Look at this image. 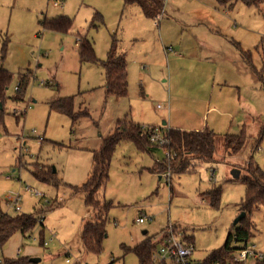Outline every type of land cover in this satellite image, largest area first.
Wrapping results in <instances>:
<instances>
[{"label": "rangeland", "instance_id": "rangeland-1", "mask_svg": "<svg viewBox=\"0 0 264 264\" xmlns=\"http://www.w3.org/2000/svg\"><path fill=\"white\" fill-rule=\"evenodd\" d=\"M167 3L165 20L154 21L123 0H0V67L13 75L0 115V213L38 219L31 231H18L0 243V264L22 257L40 260L28 264H139L129 247L170 227L193 236L195 264L224 246L242 214L239 204L247 189L232 172L240 170L243 177L252 155L264 170V137L252 150L264 121V82L237 53V64L222 61L221 53L208 63L199 42L219 49L227 36L234 38L251 53L252 65L264 78V0L259 7L238 2L225 8L217 0ZM58 17L71 19L67 33L44 27V21ZM198 21L205 26L199 34ZM81 38L91 42L101 61L116 40L117 52L128 62L125 97L106 94L101 66L81 63ZM21 74L29 80L23 100L16 102ZM69 97L74 113L87 115L73 121L51 110L50 103ZM119 122L155 128L160 138L171 127L211 130L217 134L215 162L198 163L194 172L182 175L165 163L164 171L157 172L166 160L163 147L148 153L134 142H121L108 183L99 192L113 206L96 254L84 249L81 232L97 213L77 189L87 183L93 152ZM243 124L246 144L230 155L224 137L240 133ZM39 166L52 171L54 184L34 176ZM219 187L221 203L215 208L203 193ZM8 194L20 196V212L9 207ZM139 218L145 223L138 225ZM250 218L256 230L249 246L264 255V206ZM245 264L261 263L250 258Z\"/></svg>", "mask_w": 264, "mask_h": 264}, {"label": "trees", "instance_id": "trees-1", "mask_svg": "<svg viewBox=\"0 0 264 264\" xmlns=\"http://www.w3.org/2000/svg\"><path fill=\"white\" fill-rule=\"evenodd\" d=\"M221 5L233 4L234 2H242L249 7H259L262 0H217ZM126 5H138L143 14L149 19L155 20L164 9V2L159 0H123ZM44 27L67 33L72 27L71 19L67 17H58L44 21ZM79 54L81 63H91L101 66L105 71L106 85L105 91L107 95L116 97H125L128 93L127 81V60L123 54L117 52L116 40H114L111 49L108 52L107 59L101 61L96 58L92 44L86 38L80 39ZM5 52V49H3ZM242 52V51H241ZM246 62L252 66L253 73L264 82L262 72L260 73L251 62V53L242 52ZM13 79L12 73L3 67H0V115L4 112L5 102L7 100V90L9 89ZM28 76L20 75L19 84L17 86V95L14 97L16 102L23 100V95L28 84ZM51 110L68 115L71 119H76L79 116L87 115V112L79 114L73 111V99L63 98L50 103ZM245 125H242L240 133L237 135H226L224 137V149L234 155L240 152L247 141ZM155 128H145L141 125L132 122H119L115 131L103 139L102 146L98 151L93 152L92 170L88 177L87 183L83 187L78 188L85 194V201L88 207L94 209L97 213L94 221H90L83 225L81 232V241L84 249L92 253H100L102 244L107 236L106 221L109 209L113 206L112 203L101 199L99 192L105 189L109 180V169L112 158L115 154L117 146L123 141L134 142L141 150L153 153L161 145L152 143L151 137L156 133ZM168 144L163 145L166 151L172 157L160 163L156 167L157 172H162L164 164L172 165L173 174L182 175L194 172L198 163H213L215 162L217 134L213 131L205 129L200 132L182 131L178 129H169L165 136ZM264 137V121L261 125L258 141L253 146V152L262 144ZM252 152V153H253ZM253 155L249 162L243 167L242 172H245L243 177L235 180H241L246 186V194L241 200L239 207L240 212L245 213V217L235 225L228 234L224 246L220 249L212 251L202 264H245L236 260L239 253L249 247L250 240L256 230L250 216L260 206H264V170L252 162ZM34 176L40 182L54 184V176L52 171H46L44 167H38L34 172ZM221 188L203 193L206 199H209L212 207H219ZM38 219L36 216L29 214H18L10 216L0 213V243H6L15 233L21 231L23 234L31 231L36 227ZM178 230V228H176ZM163 230L160 235H154L146 238L137 246L130 248V251L138 258L139 264H154L153 254L162 242ZM181 232V231H180ZM184 241L194 247L193 236H187L185 231L181 232ZM194 261V260H193ZM256 263L264 264L263 260H255ZM28 258H19L15 260H3L2 264H28ZM195 263V262H194Z\"/></svg>", "mask_w": 264, "mask_h": 264}, {"label": "built area", "instance_id": "built-area-1", "mask_svg": "<svg viewBox=\"0 0 264 264\" xmlns=\"http://www.w3.org/2000/svg\"><path fill=\"white\" fill-rule=\"evenodd\" d=\"M167 3L168 0H159ZM55 5H58L56 3ZM164 10L162 11L163 15ZM17 90V88H16ZM161 106H158L160 109ZM156 132V131H155ZM152 143H158L161 146L168 144V140L166 137L160 138L157 135V132L151 137L150 140ZM172 155L168 151H166V158L169 160ZM171 171V170H170ZM169 171V179L171 178V172ZM35 195L43 197L38 192L33 191ZM6 202L9 207L14 208L16 211H21V207L19 205L20 196L15 194H8L6 197ZM145 223L144 218H139L137 220V224L141 225ZM166 232L163 234V244L161 247H158L153 254V263L154 264H195L192 256L194 255V247L191 244H188L184 241L183 235L180 231H177L174 227H170L165 230ZM253 260H263L264 255L257 252L254 246H249L245 250L241 251L237 256L236 260L239 262H246L248 259Z\"/></svg>", "mask_w": 264, "mask_h": 264}, {"label": "crops", "instance_id": "crops-1", "mask_svg": "<svg viewBox=\"0 0 264 264\" xmlns=\"http://www.w3.org/2000/svg\"><path fill=\"white\" fill-rule=\"evenodd\" d=\"M238 2H240V1H238ZM238 2H234L233 4H226V5H221L222 7L224 6L225 8L226 7H228L229 5L230 6H235ZM58 3V5H59V2H57ZM56 3H54V5H55ZM169 4L170 3H167V8H168V6H169ZM220 4V3H219ZM56 6V5H55ZM164 6H165V4H164ZM232 7V8H233ZM165 8V7H164ZM232 8L230 9V10H232ZM164 10V9H163ZM168 10V9H167ZM166 13H167V15H168V12L167 11H164L163 12V15H162V12H161V15H159L155 20H159V19H164L165 18V16H166ZM154 20V21H155ZM165 20V19H164ZM196 25H198V28H196V31H198V34L199 33H201L202 31H204L205 30V26H204V24H203V22H197V24ZM211 32H212V34H213V36H220V33H219V31H217V30H214L213 31V29H211ZM226 43L224 44V45H222L219 49H216V48H214V46H212V45H209V44H205L204 42H202V41H200L199 42V44H200V47L204 50V52L205 53H208V55L204 58V59H206V60H208L207 62L208 63H213L214 62V57H217L218 55H219V53H221L223 56L225 55V58L224 59H222V61H224L225 63H227V64H237L239 61H237L236 59V56H235V54L237 53V54H239L240 55V60H241V62H244V63H246L247 65H249L247 62H246V60H245V58H244V56H243V54H242V52H245V50H243V48L241 47V44H239L237 41H235L234 40V38H230V36H227L226 37ZM235 49V51H233L232 49ZM242 51V52H241ZM220 54V55H221ZM124 55V54H123ZM125 56V55H124ZM209 56V57H208ZM212 56V57H211ZM125 58H126V56H125ZM127 60V59H126ZM127 77H128V64H127ZM129 78V77H128ZM128 78H127V80H128ZM157 109H158V107H157ZM161 109V108H160ZM236 117H238L237 119H238V125H240L241 123H242V120H241V118H239V116H236ZM133 123V122H132ZM134 124H136V123H134ZM138 125H140V124H138ZM164 125H167L166 123L164 124ZM169 129H178V128H168V130ZM180 129V128H179ZM178 129V130H179ZM181 130V129H180ZM182 131H185V130H182ZM192 131H196V132H200V131H203V130H200V131H198V130H192ZM236 170V169H235ZM241 176V175H240ZM144 233H145V231H144ZM147 234V233H146ZM31 263V262H30Z\"/></svg>", "mask_w": 264, "mask_h": 264}, {"label": "water", "instance_id": "water-1", "mask_svg": "<svg viewBox=\"0 0 264 264\" xmlns=\"http://www.w3.org/2000/svg\"><path fill=\"white\" fill-rule=\"evenodd\" d=\"M232 174H233V177L235 178V179H238V178H240V175H241V171L240 170H234L233 172H232ZM245 217V213H242L239 217H238V219L236 220V222H235V224H238L243 218ZM147 232L145 231V233L144 234H146ZM40 260L37 258V259H31L30 260V262L31 263H38Z\"/></svg>", "mask_w": 264, "mask_h": 264}]
</instances>
